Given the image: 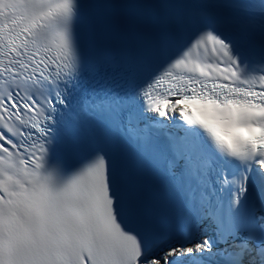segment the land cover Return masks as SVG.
Instances as JSON below:
<instances>
[{
  "label": "snow or ice",
  "instance_id": "1",
  "mask_svg": "<svg viewBox=\"0 0 264 264\" xmlns=\"http://www.w3.org/2000/svg\"><path fill=\"white\" fill-rule=\"evenodd\" d=\"M0 264H264V0H0Z\"/></svg>",
  "mask_w": 264,
  "mask_h": 264
}]
</instances>
